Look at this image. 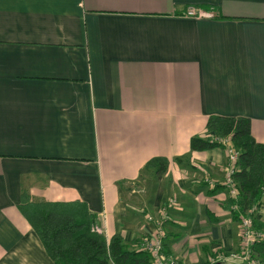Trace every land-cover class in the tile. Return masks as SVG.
Instances as JSON below:
<instances>
[{
	"label": "crops",
	"instance_id": "crops-1",
	"mask_svg": "<svg viewBox=\"0 0 264 264\" xmlns=\"http://www.w3.org/2000/svg\"><path fill=\"white\" fill-rule=\"evenodd\" d=\"M210 115L247 117L264 142V0H0V264H55L23 190L79 201L136 246L151 225L125 216L123 188L153 157L166 183L147 205L176 200L164 254L243 264L225 150L190 149Z\"/></svg>",
	"mask_w": 264,
	"mask_h": 264
},
{
	"label": "trees",
	"instance_id": "trees-1",
	"mask_svg": "<svg viewBox=\"0 0 264 264\" xmlns=\"http://www.w3.org/2000/svg\"><path fill=\"white\" fill-rule=\"evenodd\" d=\"M205 131L206 136L194 135L190 138L191 150L225 149L220 141L225 137L229 138V145L238 151L233 174L236 195L228 194L222 207L230 211L238 224L246 210L254 208L250 212L252 229L262 235L256 236L251 244L252 258L264 260V216L260 212L264 204V142L255 140L251 133V121L247 117L210 115L205 122ZM174 161L181 163L182 158H175ZM167 165L168 159L153 157L143 169H154L160 176L166 172ZM20 199L22 215L55 264H150L149 254L130 248L120 232L109 239L97 232L95 214L81 202L35 201L27 190L21 192ZM221 254L217 251L212 258ZM209 263L200 259V264ZM213 264L223 262L215 261Z\"/></svg>",
	"mask_w": 264,
	"mask_h": 264
},
{
	"label": "built area",
	"instance_id": "built-area-1",
	"mask_svg": "<svg viewBox=\"0 0 264 264\" xmlns=\"http://www.w3.org/2000/svg\"><path fill=\"white\" fill-rule=\"evenodd\" d=\"M185 14L193 17L209 15L206 11L194 7H188ZM228 139L229 138L220 139L225 145L224 150L226 154L225 178L223 185L227 188L230 196H235L236 181L234 180L233 174L238 160V151L229 145ZM166 203L167 205L165 203L160 205L158 212L154 215L156 217L152 218L150 215L147 216L149 220H153L154 228L151 227L152 230L150 236L143 237L136 245L137 249L144 250L149 254L150 264H181L178 260L172 257H167L163 251L164 240L166 238L165 224L170 217L169 211L172 206H175L176 200L174 198H168ZM252 209L246 210V213L242 215V219L238 224L241 251L239 254L234 255V257L242 260L243 264H264V260L252 258L253 251L251 249V244L256 236L262 235L252 229V219L250 217ZM96 230L101 232L98 227ZM221 257V255H218L217 258L212 259V262L220 260Z\"/></svg>",
	"mask_w": 264,
	"mask_h": 264
},
{
	"label": "rangeland",
	"instance_id": "rangeland-1",
	"mask_svg": "<svg viewBox=\"0 0 264 264\" xmlns=\"http://www.w3.org/2000/svg\"><path fill=\"white\" fill-rule=\"evenodd\" d=\"M187 162H188L187 159H183L182 165L185 166ZM157 177L158 174L154 171V169H143L135 181L126 183V185L123 188V195H122L123 205L125 208V216H129L132 215L133 213L135 214L137 213L140 219L142 218L143 220H146L145 222L150 223L152 228H154V222L153 220H149L147 216L150 215L152 218L156 217L154 216L156 213L153 212L155 208L153 209L149 207L147 204L150 199L155 198L156 188H158L159 186H164L166 183L165 181H163L162 184L159 183L158 181L159 179ZM166 202L167 200H165V202L163 203L167 205ZM163 203H161V205ZM134 209H138V212H136ZM152 228L146 230L144 234L138 238L137 243H139L143 237L150 236V232ZM130 248L136 249L137 246H133Z\"/></svg>",
	"mask_w": 264,
	"mask_h": 264
}]
</instances>
